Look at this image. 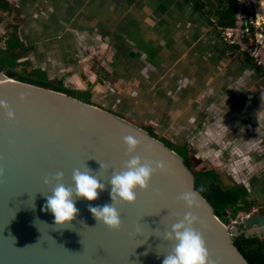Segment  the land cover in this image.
Wrapping results in <instances>:
<instances>
[{
    "label": "water",
    "instance_id": "obj_1",
    "mask_svg": "<svg viewBox=\"0 0 264 264\" xmlns=\"http://www.w3.org/2000/svg\"><path fill=\"white\" fill-rule=\"evenodd\" d=\"M0 99L14 110L9 119L0 108V264H162L173 241L164 238L171 225L188 211L198 216L210 264H249L235 244L241 233L264 237V212L238 215L233 224L223 220L196 189L194 172L184 157L159 137L130 120L63 92L9 78L0 73ZM141 143L129 153L125 135ZM134 155L164 162L147 189H137L134 202L121 201L122 224L110 228L97 222L88 204L110 203L109 189L94 201L80 198L75 219L57 225L44 211V195L53 178L72 186L76 168L95 171L108 183ZM101 164L107 165L102 167ZM110 187V186H109ZM197 193V206L189 209L179 199ZM32 201V198H34ZM34 203V207L32 206Z\"/></svg>",
    "mask_w": 264,
    "mask_h": 264
},
{
    "label": "crops",
    "instance_id": "obj_2",
    "mask_svg": "<svg viewBox=\"0 0 264 264\" xmlns=\"http://www.w3.org/2000/svg\"><path fill=\"white\" fill-rule=\"evenodd\" d=\"M233 13L230 0H0V50L15 42L16 67L29 66L27 76L40 74L87 93L92 104L100 88L117 94L126 85L161 86L156 96L162 93L169 107L160 115L170 114L182 97L196 96L192 131L205 128L218 140L207 143L226 142L228 155L226 163L203 155L205 169L229 167L264 202L255 181L264 170V76L257 71L260 64L221 37ZM113 42L117 53H109ZM152 103L159 110L161 102ZM182 141L199 147L195 137Z\"/></svg>",
    "mask_w": 264,
    "mask_h": 264
},
{
    "label": "clouds",
    "instance_id": "obj_3",
    "mask_svg": "<svg viewBox=\"0 0 264 264\" xmlns=\"http://www.w3.org/2000/svg\"><path fill=\"white\" fill-rule=\"evenodd\" d=\"M0 108L5 109L9 119L15 118L14 110L5 100L0 99ZM123 140L128 146L129 153L134 152L141 143L139 138L131 134L125 135ZM102 167L106 168L107 165L101 164ZM164 167L163 161L134 155L126 161L124 170L113 172L108 183H104L97 175H94L95 171L89 168L86 170L76 168L72 173L74 182L72 186L61 182L64 172L58 171L53 178L46 177L44 180L45 184L52 185L53 179L56 183L49 193H44L46 201L42 210L53 213L56 224L62 225L76 218L80 211L76 204L78 199L86 198L88 201H94L101 191L108 188L111 202L102 205L89 203L88 209L97 222H103L110 228H119L122 218L117 205L121 201L134 202L137 199L136 190L147 189L152 176L158 169L163 170ZM34 199L35 197L32 201ZM179 199L183 200L189 209L198 204L196 192L181 193ZM32 206H35L33 202ZM198 219L194 212L188 211L183 219L171 225V229L164 234V238L173 241L174 244L172 250L164 255L162 264H210L204 236L195 227Z\"/></svg>",
    "mask_w": 264,
    "mask_h": 264
},
{
    "label": "rangeland",
    "instance_id": "obj_4",
    "mask_svg": "<svg viewBox=\"0 0 264 264\" xmlns=\"http://www.w3.org/2000/svg\"><path fill=\"white\" fill-rule=\"evenodd\" d=\"M256 21L264 29V0H261V5L259 9H257ZM225 28H227V26L226 27L223 26L221 28V32ZM221 37L224 39L223 32L221 34ZM225 42H228V41L225 40ZM15 47H16V43L11 42L9 44L10 49L3 48L2 50H0V63L4 65L3 67L6 70L10 68L12 69L16 68L17 72L21 73L23 76H25V78L30 79L31 82L45 80V78L40 74H34L33 76H30V75L27 76L28 74L27 69L29 68V66H27L25 69L22 66L16 67L17 65H19V55ZM118 47H119L118 43H115V42L110 43L108 47L109 53H117L119 51ZM237 49L242 55L245 54V52L240 47H237ZM253 60L254 62H256L255 59ZM263 65H264V53L262 56V66ZM17 78H20V76H17ZM43 82H46V81H43ZM187 82L189 84L191 82V79H189ZM53 84L57 85V83L55 82H53ZM165 84L163 87L167 92H169V95L171 96L175 95L174 94L175 92L174 93L172 92L173 93L172 94L170 89H168L169 86ZM126 86L127 87L125 89L120 90L121 93L127 95L126 100H124L125 98L121 99V94L119 90L117 94H113V91H110V90L107 91L106 90L107 88L106 89L100 88V90L96 92L97 94L91 95V100L94 102V104L99 105V107L105 110H108L111 112L113 111V113L115 112L117 114H121L123 117H125L126 119L130 120L131 122L135 123L138 126H143V127L152 126L157 134H159L160 136H164L165 138H167L169 141L173 143L188 144L187 142H183L182 140H185V139L189 140L192 137H195V142L197 141L199 143V147L197 145L195 146L194 144H191V146H193L194 148V151H192L193 157L197 159L196 162H194V165L196 167L205 169L206 164L205 162H203L204 160L201 159L203 155L205 156L203 157L205 159L206 158L207 159L212 158L214 160L221 159V160H224V162L226 163V160H228V155L224 154V151H225L224 146L226 145V142L222 143V145L213 144L211 146V144L207 143V141L209 142V140H211L212 137H210V135L205 133L204 131L205 128L200 131L197 129L194 132L192 131V128L195 126V123L190 122V115L192 114V110L195 111L194 106H196L195 105L196 96H195V99H192V100L182 97L181 105L174 103L171 107L172 111L170 114H167V111L165 110L166 112H162V115H160L159 113H161V111H164V108L169 107L167 104V99L166 97L162 95V93L156 96L157 94L156 89L158 90L162 89L161 86L158 87V84L152 83V84H149L148 86L146 84L147 87L145 86V87H141L140 89H135V90L133 86L132 88H130L128 85ZM74 96L80 100H83V98H88L90 100V97L88 95L81 96V95L74 94ZM153 101L161 102L160 104H158L159 110L154 107L157 105L156 104L154 105L152 103ZM210 112L213 114L214 111L210 110ZM152 120H155V122L160 120L162 122H160L158 126H153L150 123ZM218 137L219 135H217L216 138ZM211 141L213 142L215 141V143L218 142L217 139L211 140ZM221 151H223L222 153L224 155L221 153ZM259 151L261 153V149H259ZM210 161H213V160H210ZM210 161L206 160V162H208L209 164H212ZM261 161L262 159H259L258 163H260ZM209 164H207V166H209ZM261 164L264 166V163H261ZM230 171L231 170L229 167H223L219 172V174H221L220 175L221 179L227 180L229 178L233 180V182H237L238 184H240L241 182H239V180L241 178L239 177L236 178L238 174H235L234 172H230ZM226 172H230L231 175L227 176ZM259 172H260V176L255 177V181L256 182L260 181L258 183V186L262 188L261 193H264V181H263L264 180V170H260ZM247 187L249 189V185H247ZM248 194H249L250 200H252L253 203H252V206L248 208V211L240 212V215L243 217L247 215L246 213L251 215L253 213L259 212V209L264 207V202H262L259 199H255V197H253V194L255 195L254 191ZM234 222L235 220L231 221L230 224H233Z\"/></svg>",
    "mask_w": 264,
    "mask_h": 264
},
{
    "label": "trees",
    "instance_id": "obj_5",
    "mask_svg": "<svg viewBox=\"0 0 264 264\" xmlns=\"http://www.w3.org/2000/svg\"><path fill=\"white\" fill-rule=\"evenodd\" d=\"M235 10L236 0H230V11H233L234 13L232 15L231 22L224 25V27L234 25ZM253 31H255L254 28ZM3 66L4 65L0 63V73L4 72L9 78L63 92L72 97H75L74 94L89 96L87 93H76V91L74 92L70 89L54 85L49 81L43 82L45 80L31 82L30 79L25 78V76L17 72L15 69L10 68L6 70ZM256 67L258 73L264 76V66L256 65ZM17 76H20V78H17ZM82 101L92 104L88 98H83ZM143 128L147 129L151 135L159 137L163 141L165 140L167 145L172 147L184 157L186 164L195 174L196 189L214 206L215 213L223 220L227 219L224 216L225 211L228 213L229 218L235 220L236 217L240 215V212L248 211V207L250 208L252 206L253 202L250 200L248 194L249 189L245 184H238L229 178L227 180L221 179V174H219V171L215 168L203 169L194 165V162H196L197 159L193 157V146L189 144H176L170 142L169 140H166L164 136H159L152 126ZM235 244L243 253L249 264H264V237L241 233L239 236L235 237Z\"/></svg>",
    "mask_w": 264,
    "mask_h": 264
},
{
    "label": "built area",
    "instance_id": "obj_6",
    "mask_svg": "<svg viewBox=\"0 0 264 264\" xmlns=\"http://www.w3.org/2000/svg\"><path fill=\"white\" fill-rule=\"evenodd\" d=\"M260 5L261 0H236L234 25L223 29L222 32L226 41L240 47L245 54L262 65L264 29L256 21V12Z\"/></svg>",
    "mask_w": 264,
    "mask_h": 264
},
{
    "label": "flooded vegetation",
    "instance_id": "obj_7",
    "mask_svg": "<svg viewBox=\"0 0 264 264\" xmlns=\"http://www.w3.org/2000/svg\"><path fill=\"white\" fill-rule=\"evenodd\" d=\"M159 135V134H158ZM160 136V135H159ZM166 140H168L167 138H165ZM165 141V140H164ZM171 142V141H170ZM165 143H166V141H165ZM249 208V207H248ZM246 212V211H245ZM259 212H264V207L263 208H260L259 209ZM257 213V212H256ZM246 214H248V213H246ZM229 218V217H228ZM225 220H227V219H225ZM232 221H233V219H231Z\"/></svg>",
    "mask_w": 264,
    "mask_h": 264
}]
</instances>
